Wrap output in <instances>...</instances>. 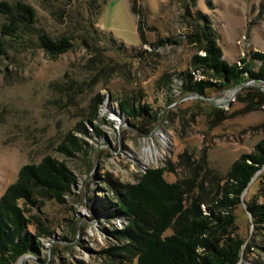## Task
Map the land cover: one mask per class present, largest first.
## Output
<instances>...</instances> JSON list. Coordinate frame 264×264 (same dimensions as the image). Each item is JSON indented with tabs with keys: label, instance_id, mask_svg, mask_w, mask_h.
Wrapping results in <instances>:
<instances>
[{
	"label": "rangeland",
	"instance_id": "374dc122",
	"mask_svg": "<svg viewBox=\"0 0 264 264\" xmlns=\"http://www.w3.org/2000/svg\"><path fill=\"white\" fill-rule=\"evenodd\" d=\"M0 2L11 8L24 2L36 13L33 28L16 15L17 29L9 36L0 33L5 41L0 195L23 164L45 155L63 161L77 177L65 203L44 198L27 210L31 223L26 230L40 232L39 245L14 264H137L135 258L103 251L123 243L110 231L127 223L103 212L104 200L115 202L116 189L135 183L153 167H164L168 182L202 179L207 189L209 180L201 170L194 172L196 163L224 177L232 162L264 137L262 85L251 80L198 95L183 90L178 76L190 71L196 80L206 78L203 69L192 65L193 55L204 53L187 37L197 13L216 32L228 63L240 65L252 52L264 53V0ZM9 19L0 8V30ZM38 32L67 37L72 47L51 57L39 46ZM167 79L170 88L164 86ZM124 100L149 104L159 111L157 122L146 125L144 116L133 122L121 111ZM78 123L86 135L76 133ZM69 131L86 142L88 154L69 156L59 149ZM244 200L264 204V165L250 180ZM234 214L235 231L264 248V227L254 233L244 202ZM238 264H264V250L251 246Z\"/></svg>",
	"mask_w": 264,
	"mask_h": 264
},
{
	"label": "trees",
	"instance_id": "16d2710c",
	"mask_svg": "<svg viewBox=\"0 0 264 264\" xmlns=\"http://www.w3.org/2000/svg\"><path fill=\"white\" fill-rule=\"evenodd\" d=\"M0 8L10 18L1 27L3 36H9L17 29V22L13 20L16 15L28 27L33 28L36 23L35 10L27 3L17 2L11 8L0 2ZM130 10L134 12V7ZM190 24L194 31L187 37L204 53L193 55L192 65L203 69L206 78L196 80L190 71L180 72L183 90L204 95L208 88L227 89L250 80L264 84V53L252 52L249 60H239L240 65L228 63L222 57L216 32L206 16L197 13ZM137 30H141L139 25ZM37 35L39 46L51 57L72 47L67 37L54 39L39 32ZM4 53L5 41L0 38V56ZM165 82L164 86L170 88V80ZM120 108L133 122L144 116L146 125H152L159 118V111L149 104L135 106L124 100ZM133 122L131 126L135 127ZM74 130L86 135L82 123ZM85 143L75 132L69 131L59 149L69 156L77 152L88 154ZM263 165L264 137L253 151L235 159L224 177L196 163L194 172L201 170L203 178L209 180L207 189L202 179L193 182L179 178L168 182L164 178V167L147 168L135 183L116 189L115 202L104 200L101 210L110 217L123 218L127 223L123 228L110 231L111 236L123 243L103 251L112 257L135 258L137 264H238L251 246L264 250L256 244V239L246 240L235 231L234 214L235 208L244 202L254 233L264 227V204L241 198ZM76 183L73 170L52 155L19 168L15 181L0 195V264H14L22 255L38 248L40 232L34 235L26 230L31 223L27 210L38 207L44 198L65 203L66 195L72 193ZM168 229L172 233L166 234Z\"/></svg>",
	"mask_w": 264,
	"mask_h": 264
},
{
	"label": "water",
	"instance_id": "95a60500",
	"mask_svg": "<svg viewBox=\"0 0 264 264\" xmlns=\"http://www.w3.org/2000/svg\"><path fill=\"white\" fill-rule=\"evenodd\" d=\"M251 81V80H250ZM250 81H248L247 83H245L244 85H248V83L250 82ZM261 89H263L264 90V84L261 86ZM245 191V190H244ZM244 193V192H243ZM243 193H242V195H241V198L243 199ZM247 213H248V211H247Z\"/></svg>",
	"mask_w": 264,
	"mask_h": 264
},
{
	"label": "bare ground",
	"instance_id": "6f19581e",
	"mask_svg": "<svg viewBox=\"0 0 264 264\" xmlns=\"http://www.w3.org/2000/svg\"><path fill=\"white\" fill-rule=\"evenodd\" d=\"M232 93H234V91L233 90H229V94H232Z\"/></svg>",
	"mask_w": 264,
	"mask_h": 264
}]
</instances>
